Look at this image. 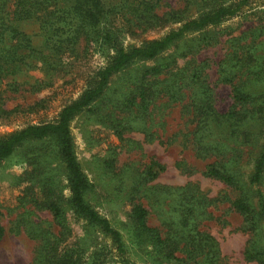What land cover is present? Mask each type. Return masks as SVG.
Returning <instances> with one entry per match:
<instances>
[{
	"label": "trees",
	"instance_id": "16d2710c",
	"mask_svg": "<svg viewBox=\"0 0 264 264\" xmlns=\"http://www.w3.org/2000/svg\"><path fill=\"white\" fill-rule=\"evenodd\" d=\"M249 2L235 0L229 4H213L207 12L189 17L185 15L186 7L159 13L163 0H0V114L15 112V109L4 108L3 94L6 87L22 85L12 78L19 72L28 67L36 68L39 62L51 68L56 56L78 57L82 39L86 41L85 50L99 41L102 45L116 47L117 38L111 27L102 25L108 11H113L115 16L122 15L123 28L134 34L138 33L137 29L146 31L177 24L162 37L141 45L117 46L106 65L96 71L82 93L66 104L55 120L31 123L0 135V159L9 157L25 143L39 141L33 155H27L30 169L17 176L18 183H27L22 202L50 210L62 228L59 236L52 239L47 230L37 229V233L28 227L34 238L42 240L33 264H105L108 252L119 264H137L130 256L122 233L86 198L94 183L78 159L71 123L81 113L92 112L98 122L108 125L120 138L125 130L133 127L153 139L151 122L148 123L152 118L150 105L165 95L171 102L180 100L185 84L205 82L202 67H193L190 62L179 66L178 60L191 50L210 44L213 33L205 31L188 45L189 48L180 46L167 59L158 57L189 33L206 30L240 15ZM29 19L39 21L41 32L45 33L43 51L19 25ZM234 55L237 56V52ZM136 59H156V63L129 74L122 85L111 91L112 75ZM243 61L244 64L257 63L253 53ZM37 85L36 81L32 87ZM233 96L236 103L226 112H218L207 96L200 107L196 106L195 116L199 119L194 143L199 156L217 157L207 165L205 175L220 179L239 192L231 201L232 206L245 216L247 224L255 231L264 220V190L261 188L264 183V94L257 95L241 83L235 85ZM34 108L31 106L28 111ZM261 140L253 171L244 179L240 170L242 147H255ZM116 154L114 146L110 145L107 154L99 157L98 164L103 178L109 179V185L117 177L125 183L118 185L121 192H127L126 197L131 201L137 200L128 212L133 243L158 264H224L215 238L199 230L196 223V218L207 214L212 203L200 186L192 182L181 186L148 184L166 169L158 160H151L143 172H137L127 184L125 175L116 171ZM55 163L64 166L66 184L55 172ZM65 189L69 190L68 195ZM142 198L148 202L154 200L160 206L171 199L172 209L161 213L164 230L149 225V210L138 201ZM71 216L83 218L87 226L102 231L110 238V244L101 246L88 257L78 241L62 248L73 232ZM261 230L254 234L245 254L248 259L264 263V247H257ZM4 234L5 228L0 224V239ZM199 255H203L201 260L197 259Z\"/></svg>",
	"mask_w": 264,
	"mask_h": 264
},
{
	"label": "rangeland",
	"instance_id": "374dc122",
	"mask_svg": "<svg viewBox=\"0 0 264 264\" xmlns=\"http://www.w3.org/2000/svg\"><path fill=\"white\" fill-rule=\"evenodd\" d=\"M163 1L164 4L158 9L159 13L186 7L185 15L196 17L207 12L213 4H229L235 0H206L205 3L201 0ZM115 15L113 11H108L102 25L111 27L113 36L117 38L116 47L141 45L162 37L177 25L169 24L146 31L137 29L138 33L134 34L123 28L122 15ZM19 25L32 36L36 47L45 50V33L41 32L39 21L29 19L21 21ZM205 31L213 33L214 38L210 44L191 50L192 52L186 53V57L178 60L179 66L190 62L193 67H202L205 82L185 84L182 87L184 95L180 100L171 102L169 96L165 95L150 105L152 118L148 119V123L151 122L149 125L153 131V139L133 127L125 130L120 138L108 125L98 122L92 112L81 113L71 123L78 159L88 178L94 183L86 198L122 233L130 256L137 264L158 263L131 239L128 212L137 200L131 201L130 197H126L127 192H121L122 189L118 185L123 186L125 183L117 180V177L110 185L109 179L103 178L98 159L107 154L110 145L114 146L117 153L116 171L125 175L127 184L137 172H143L151 160H158L166 169L148 184L181 186L192 182L200 186L212 203L207 208L208 213L197 217L196 223L199 230L215 238L224 264H264L248 259L245 254L255 238L254 234L260 229L262 230L257 238V247H264V220H261L259 228L255 231L249 227L245 216L231 203L239 192L220 179L204 173L207 165L217 157L199 156L194 143V130L199 119L195 116L196 106L200 107L209 99L218 112L228 111L236 103L233 96L234 87L241 83H245L247 89L257 95L264 94V0H250L240 15L206 30L189 33L170 49L163 51L158 59H167L180 46H190ZM85 44L86 41L82 39L78 57L56 56L52 59L51 68L39 62L36 68L28 67L12 77L22 85L4 86L6 91L3 94V106L6 109H15V112L0 114V135L31 123L55 120L61 109L82 93L89 80L98 69L106 65L109 56L114 54L116 49L109 44L102 45L99 41L85 50ZM234 52H237V56ZM249 53L255 55L258 67L253 63L244 64L243 60ZM155 60H133L124 69L112 75L110 90L114 91L129 74L145 65L156 63ZM255 72L260 74L256 75ZM36 81L38 85L34 88L32 84ZM31 106H35L34 110L28 111ZM38 142L25 143L9 157L0 159V224L5 228V234L0 239V264H33L38 249H41L42 240L34 238L28 227L32 231L35 229V232L37 229L47 230L52 234V239L57 238L62 230L50 210L38 209L31 203L22 202L27 183H18L17 176L30 169L27 155H33ZM261 142L262 140L255 147H242L244 154L240 170L244 179H248L253 171L254 158L261 148ZM53 167L61 178H66L63 165L55 163ZM119 178H122L121 174ZM63 181L66 184L67 180ZM261 188L264 190V183ZM65 193L68 195L69 190L65 189ZM138 201H142L149 210V225L164 230L161 213L163 210L172 209L171 199H167L161 206L154 200L148 202L142 198ZM69 221L73 232L62 244V248L78 241L88 257L96 249H101V246L110 244V238L99 229L87 226L85 219L71 216ZM107 255L105 264H119L114 257H110V252ZM202 257L203 255H199L197 259L201 260Z\"/></svg>",
	"mask_w": 264,
	"mask_h": 264
}]
</instances>
